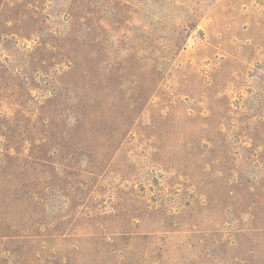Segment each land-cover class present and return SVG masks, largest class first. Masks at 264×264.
Segmentation results:
<instances>
[{"label":"rangeland","instance_id":"374dc122","mask_svg":"<svg viewBox=\"0 0 264 264\" xmlns=\"http://www.w3.org/2000/svg\"><path fill=\"white\" fill-rule=\"evenodd\" d=\"M0 264H264V0H0Z\"/></svg>","mask_w":264,"mask_h":264}]
</instances>
